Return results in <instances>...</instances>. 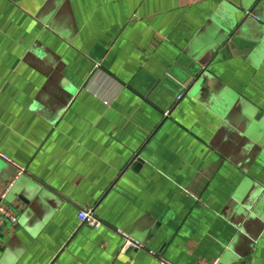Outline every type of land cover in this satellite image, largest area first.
<instances>
[{"label": "crops", "instance_id": "0c3cea01", "mask_svg": "<svg viewBox=\"0 0 264 264\" xmlns=\"http://www.w3.org/2000/svg\"><path fill=\"white\" fill-rule=\"evenodd\" d=\"M0 152V264H264V0H0Z\"/></svg>", "mask_w": 264, "mask_h": 264}, {"label": "built area", "instance_id": "2783aa9c", "mask_svg": "<svg viewBox=\"0 0 264 264\" xmlns=\"http://www.w3.org/2000/svg\"><path fill=\"white\" fill-rule=\"evenodd\" d=\"M183 97H184V93H180V95L177 97V102H180ZM166 115L169 116L170 111H168ZM0 159L16 168L17 177L26 173L24 167L18 165L15 161L10 159L7 155H5L2 152H0ZM12 183H9L0 195V231L5 223H8L13 226L16 225L19 221L18 213L15 212L14 210H10L4 201L10 192L9 190L12 187ZM78 220L80 221L81 224L93 227L95 229H100L102 226V222L100 221L99 218H97L93 208L81 210L78 214ZM119 234L124 239L125 249L134 248L136 250H144L146 248V245H144L139 241L134 240L132 237H130V235L122 231H120ZM152 254L156 256L154 253ZM157 259L159 264H175L169 261L167 258H164L163 256H157ZM207 264H221V263L217 259H215Z\"/></svg>", "mask_w": 264, "mask_h": 264}, {"label": "water", "instance_id": "95a60500", "mask_svg": "<svg viewBox=\"0 0 264 264\" xmlns=\"http://www.w3.org/2000/svg\"><path fill=\"white\" fill-rule=\"evenodd\" d=\"M236 41H237V40H236ZM236 41L234 42V44H236V43H237ZM232 46H233V44H232ZM233 48H234V46H233Z\"/></svg>", "mask_w": 264, "mask_h": 264}]
</instances>
